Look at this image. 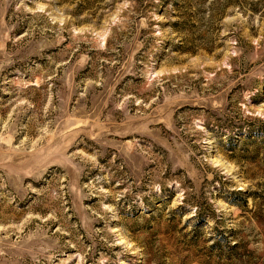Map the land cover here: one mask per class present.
Here are the masks:
<instances>
[{"label":"rangeland","instance_id":"obj_1","mask_svg":"<svg viewBox=\"0 0 264 264\" xmlns=\"http://www.w3.org/2000/svg\"><path fill=\"white\" fill-rule=\"evenodd\" d=\"M0 264H264V0H0Z\"/></svg>","mask_w":264,"mask_h":264}]
</instances>
